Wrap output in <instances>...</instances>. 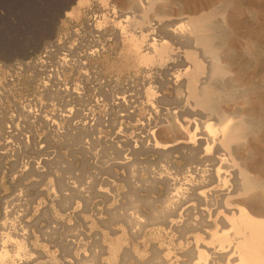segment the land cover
<instances>
[{"label":"rangeland","instance_id":"374dc122","mask_svg":"<svg viewBox=\"0 0 264 264\" xmlns=\"http://www.w3.org/2000/svg\"><path fill=\"white\" fill-rule=\"evenodd\" d=\"M135 1L0 0L3 63L36 55L90 14L101 22L106 16L100 34L93 29L101 50L83 58L89 68L65 72L79 96L38 95L37 78L17 74L18 101L34 95L47 102L36 106L35 119L24 108L18 116L34 126L11 137L18 145L13 155L4 147L0 156V249L11 258L15 240L22 242L16 264H193L194 237L207 242L216 229L210 223L207 233L193 231V224L207 216L205 198L221 202L223 196L217 183L211 193L198 188L195 200L185 196L191 182L216 176L237 186L231 202L264 220V0ZM176 26L180 36L171 32ZM150 27L156 48L163 47L142 62L145 37L135 49L129 35H145ZM43 110L48 117H73L57 120L62 139L41 125ZM171 119L182 127L166 128ZM189 122L198 132L186 130ZM207 124L213 142L199 139ZM177 188L185 197L180 203ZM214 211L212 218L230 216L223 207ZM8 235L13 240L2 246Z\"/></svg>","mask_w":264,"mask_h":264},{"label":"bare ground","instance_id":"6f19581e","mask_svg":"<svg viewBox=\"0 0 264 264\" xmlns=\"http://www.w3.org/2000/svg\"><path fill=\"white\" fill-rule=\"evenodd\" d=\"M154 1L155 0H137L135 2H137V4L139 2H141V3L144 2V4L145 3L146 4H150V3L153 4ZM96 2H97V0H96ZM167 9H169V8H167ZM163 11H165L164 8H163ZM113 12H114V10H113ZM167 12L169 13V11H167ZM114 16H115V14H114ZM114 16H113V18H114ZM96 18H97V16H95V15L91 16V14H90V16L87 17V19H83L82 23L79 25H76V27H75V25H72L67 32H61V33L58 32L59 35L57 37L55 36L56 38L47 42L46 46H44L36 55L34 54L33 56L25 57L23 59H16V60H13L12 62H9V63H3L0 61V137L4 136L3 144L0 143L1 144L0 150H2V151H0V156L6 155L5 154L6 152L5 153L3 152L4 147L6 148V150L11 152L10 155H13V152L18 150V145H17V142H14V140L11 139V137L13 135L15 136L17 133L20 134L21 130H24L25 125L29 129L30 128L29 126L32 125L33 123H35V122H33L32 124L31 123L29 124L28 121L26 120L27 123L29 124L28 125V124H26V122L24 120L21 119L22 117L21 118L19 117L21 113L25 112L24 108L27 107L28 113H30L32 115V117L33 116L35 117L36 115L38 116V114H39L38 111H39L40 107L44 108L46 106L45 102H47L45 99H43V101H41L40 98L36 99V97H34V95L28 96V97L25 96L23 101H21V102L18 101L17 91H18L19 87L17 86V81H18V75L17 74L21 73L22 71H26V72H29V77L31 79L37 78V82L39 81V83H40L39 84V91H37V93H36L38 95H39V93H42L41 95H43L44 93L48 92V93L55 94V95L56 94L60 95L61 93H63L67 97L70 96L72 98L79 96L80 92L76 89V85L74 86L73 90H69V88H70L69 84H71V83H69L65 79V72L70 70L71 68H73L74 70H77V71L81 70V68H84V67L89 68V66L86 65V62L83 61V58H86V56H88V57L94 56L99 50H101L102 44L97 40L98 36H96L93 29L100 34V32H101L100 29L103 26L102 22L104 21L106 16L102 20V22L100 21V19H96ZM87 27H90V30H89L90 33H87L85 31V28H87ZM158 28H160V27H158ZM146 30H147V32L145 33V35L140 34V35L136 36L134 33L133 34L131 33L129 35V44L131 46H133L135 49L139 48L140 36L145 37V39H144L145 43L143 46L145 47V49L148 50V52H146L145 54H143L141 56L142 62L152 61L154 56L158 55V50L161 51V48L163 47L161 44L160 49L156 48L155 40L157 38L155 39V36H154L155 35L154 28L150 27L149 29H146ZM181 30H182L181 26H176L174 29L171 30V32L173 34H175V36L177 34L180 36L179 33L181 32ZM85 33H87V35ZM182 34H184V33H182ZM85 45H86V47L84 48ZM150 50L152 51V53H150ZM172 59H174V58H172ZM90 69L92 70L94 68L90 67ZM92 72L95 73L96 70H92ZM32 84H34V83L32 82ZM41 97L43 98V96H41ZM60 97L63 99L64 96L63 97L60 96ZM63 101H64V99H63ZM68 102H69V98L65 99V103L69 104ZM31 103H32V105H31ZM38 104H39V109L36 108V106ZM30 107L31 108L35 107L37 109V112H36V109L31 111L32 109H30ZM44 110H43V113H45L46 115H42L43 119H41V120H44V124H41V125H44L43 128L46 129L47 133L59 136L61 138V136L63 134V130H62V126H61L59 121L60 120L61 121L68 120V119L72 120L73 117L71 118V116H70L72 109L71 108L68 109V114H70V115H68V114L66 115L64 113L63 114L59 113L58 115H56V114L49 115V117L47 116L48 114L46 113L47 110H46V112ZM31 115L30 116L28 115V116L31 117ZM34 117H33V119H35ZM50 117H53V118H50ZM24 119H27V118L25 117ZM33 119L30 118L29 120H33ZM89 119H92V118H89ZM57 120H59V121H57ZM155 120L156 119H154V121ZM79 123H77L76 126H79L78 125ZM141 124H143V123H141ZM157 124H158V122H157ZM148 125H149V123H148ZM33 126H34V124H33ZM73 126H75V125H73ZM178 126L182 127V125L174 124L172 122V119H171L167 123L166 128L176 129ZM185 126H186V130L191 128V127H194L195 133L198 132L199 128H198V124L196 122L195 123L189 122ZM157 129H158V127H157ZM219 129H220L221 133L223 134L222 142H226V140H227V136H225L226 126L222 125L221 128H219ZM75 130H76V128H75ZM150 131H151V129H150ZM204 131L203 130L199 131V133H201L203 136L205 135V137L200 136L199 139H203V141H205V142H207V140H211L213 142L214 138H212L213 130H212L211 124H207ZM39 132H40V130H39ZM65 133H66V131H65ZM6 135H7V137H6ZM29 135H32V134H29ZM56 136H54V137H56ZM140 136L142 137V135H140ZM50 137H51V135H50ZM144 137H143V140L145 139ZM232 137H233V135L230 136V138H232ZM6 138H8V139H6ZM26 138H28L27 134H26ZM31 138H32V136H31ZM147 138L153 139L154 138L153 134L152 133L147 134ZM17 140H18V138H17ZM21 140H24L23 137H22V139H20V141ZM64 141H65V139H64ZM27 142H29L28 139H25V143H27ZM35 142H36V140H35ZM154 142H155V145L157 146L158 141L156 140V138H155ZM41 143H43V142H41ZM149 143H151V142H149ZM5 144H7V145H5ZM33 145H35V144H33ZM27 146H28L27 144L26 145L23 144V146H21V147H27ZM51 146H53V145H51ZM44 161H46V160H44ZM37 162H40V161H37ZM35 165H36V163H35ZM19 167H21V166H19ZM223 168H224V172H226V171L228 172V169L230 168V166L229 167L224 166ZM40 171H42V169ZM40 171H38V172L40 173ZM0 172H1V170H0ZM230 172H232V171H230ZM255 182H257V181H255ZM214 183H217L216 185L219 184V186H220L219 190L222 192L223 200L221 202H218V201L214 200V197H212L211 195L208 198H205V200L207 201V204H206L207 205V212H206L207 216H206V218H203L201 216L202 222H200V223L195 222L193 224V231L203 230V233L204 232L207 233L208 231L206 230V228H207V226L210 225V223L215 224L216 229L213 230V232L210 235V240L207 242H204L205 240H204V237H202V235L197 234L194 237L193 254L196 255L197 259H196V261L193 262V264H264V232L260 231L261 230L260 227L262 224H264V220L261 218V216L258 213L254 212V211H250V210L246 211L244 206L241 204V202H239V201L231 202L230 201L231 194L235 191V190L233 191V189H234V187H237V186L228 183V178L225 177V175L223 177L216 176L215 181H214V178L211 177L210 179H207V180H200V181H197L194 183L191 182L190 183V185H191L190 193L188 196H185V197H187L186 198L187 201L196 199L194 197V194H197L196 190L198 188H201V187L208 188V190H206V191H210V193H211L212 190H214V188L216 186V185H214ZM180 189L181 188H177L176 192H175L176 196L179 198L178 203H180L181 200L185 199V197L183 196V191H180ZM20 192H21V190H20ZM16 193H17V191H16ZM17 195H19V194H17ZM19 196H21V195H19ZM177 206H178V204H177ZM195 207L196 206H194V208ZM218 207H223V208L227 209V212L230 213V216L229 217H227L225 215L220 216L219 213H217L215 218H212V215L215 212L214 209H217ZM177 221H179L178 225H181V224L184 225V223H182V220H177ZM9 222L11 223L12 221L9 220ZM5 226H8V225H5ZM190 230H192V229L190 228ZM23 233H25V232H23ZM5 235H7V234H5ZM9 235L12 237V234H9ZM9 235H8V237H5L2 246L7 247L6 242L8 241V243H9V241L13 240L12 238L9 237ZM18 238H20V237L18 236ZM0 240H2V239H0ZM14 243L16 244L17 250L14 254L11 253L12 254L11 258H10V255H9L7 248L6 249H3V248L0 249V264H16L19 260L22 259V258H20V256L22 255V252L25 250V249L24 250L22 249V247L24 245L22 242L16 241V240ZM11 247L13 250V246H11ZM26 248H27V246H26ZM27 250H29V249H27ZM28 253H30V252H28ZM30 255H31V253H30ZM193 256H192V258H193ZM22 262H23V260L21 261V263Z\"/></svg>","mask_w":264,"mask_h":264}]
</instances>
